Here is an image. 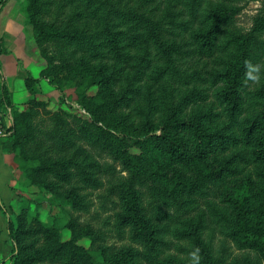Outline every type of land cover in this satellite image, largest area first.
<instances>
[{"label":"trees","instance_id":"trees-1","mask_svg":"<svg viewBox=\"0 0 264 264\" xmlns=\"http://www.w3.org/2000/svg\"><path fill=\"white\" fill-rule=\"evenodd\" d=\"M23 3L36 43L53 47L41 75L86 116L59 109L34 123V98L12 110L14 160L41 191L29 204L47 199L60 216L7 217L6 264H137L138 249L98 246L79 222L88 189L102 188L146 264H264V0L246 30L235 18L246 0ZM248 61L262 66L259 83ZM36 82L28 75L26 88ZM209 220L255 260L213 254ZM174 241L189 247L173 254Z\"/></svg>","mask_w":264,"mask_h":264},{"label":"rangeland","instance_id":"rangeland-1","mask_svg":"<svg viewBox=\"0 0 264 264\" xmlns=\"http://www.w3.org/2000/svg\"><path fill=\"white\" fill-rule=\"evenodd\" d=\"M18 2L20 11H25V4L23 3V0H18ZM260 5L261 0H246V3H244L241 7V11L235 17L236 27L238 26L240 29L244 30L248 29L251 25L252 17L257 13ZM26 27L31 33L30 45L29 42L26 44V46L29 47L26 56V65L30 73L29 76L36 79L37 82L35 84L30 83V87L27 89V99L24 103L18 104L22 105V107L13 106L11 108L10 117L12 116V110L27 111L26 102L30 100V98H34L35 100L44 103V107L37 108L38 114L34 118V123L39 122L40 117H43L46 122V119L50 116L49 113L55 112L59 109L66 110L69 114L71 113L77 117L80 116L84 118L86 116L85 111L78 105L70 102V98L74 99L72 91L69 89L67 90L66 88V91L64 92L66 94H63L49 77L41 75L43 72L42 70H45L50 66L45 54L52 58L54 53L53 47L51 43L38 45L34 40L31 26L26 24ZM55 63H57V60L54 61V64ZM94 91L95 89L90 90L88 91V94L94 93ZM61 97L63 98L64 103H62ZM7 123L9 125V118H7ZM45 126H49V122L46 123ZM42 128L44 127L42 126ZM7 136L8 135H6V137ZM7 138L9 139V137ZM31 147L32 146L29 143L27 145V149ZM11 154L10 168L13 171V178L9 185L14 195L9 201H6V203H2L0 200V222H3L4 232L8 234L7 217H10L14 221L18 217L26 216L28 223H30L32 217L39 212L40 219L47 224H51L55 217L60 216L58 210H56V208L50 209L47 199H44L41 202V206L38 209L35 208V203L29 204L30 202L36 201L35 199L41 191L37 186L28 184L29 181L26 179V175L23 171L24 167L21 166L18 161L14 160V153L11 152ZM88 190L89 191L87 192H90L87 198V201L90 202L89 212H81L79 222L84 224L86 223L98 231L100 236L98 246L106 245L112 248L132 247L138 249L140 256L137 259V264H146L147 262L142 258V251H144L142 245L130 238L126 231L127 229L120 230L121 233H119V231L114 227L115 218L113 215L119 211L116 195L108 197L104 188L98 190ZM145 200H147V198H145ZM199 208H201V206ZM195 211H197V209H195ZM170 214L171 216H175L174 211H170ZM202 237L205 242H209L208 244L213 254L216 256L225 258L226 260H230L235 257L239 259L252 258L255 260L256 255L253 252L238 249L211 220H209L207 228L203 231ZM167 240L170 239L167 238ZM7 242L9 251L6 257L0 260V264L3 260L4 264L7 263L6 260L11 251V242L9 237ZM173 244L174 245L170 249V252L173 254H178L176 248L185 249L189 247V243L183 241H174Z\"/></svg>","mask_w":264,"mask_h":264},{"label":"crops","instance_id":"crops-1","mask_svg":"<svg viewBox=\"0 0 264 264\" xmlns=\"http://www.w3.org/2000/svg\"><path fill=\"white\" fill-rule=\"evenodd\" d=\"M26 27V19L20 11L18 0H8L0 7V80L7 89V99L2 107L9 123L13 106L22 107L28 97L25 79L30 75L26 56L31 40V33ZM28 32V34H27ZM30 33V34H29ZM28 38V41H27ZM10 102V103H8ZM8 125V123H7ZM12 143L5 137L0 139V200L6 203L13 197L10 181L13 171L10 168ZM8 234L4 232L3 222H0V260L8 254Z\"/></svg>","mask_w":264,"mask_h":264},{"label":"clouds","instance_id":"clouds-1","mask_svg":"<svg viewBox=\"0 0 264 264\" xmlns=\"http://www.w3.org/2000/svg\"><path fill=\"white\" fill-rule=\"evenodd\" d=\"M246 72L245 76L247 80H251L259 83L261 80V70L262 66L258 63H252L251 61L246 62Z\"/></svg>","mask_w":264,"mask_h":264},{"label":"built area","instance_id":"built-area-1","mask_svg":"<svg viewBox=\"0 0 264 264\" xmlns=\"http://www.w3.org/2000/svg\"><path fill=\"white\" fill-rule=\"evenodd\" d=\"M7 123H6V115L2 107V93L0 88V139L6 137L7 135Z\"/></svg>","mask_w":264,"mask_h":264}]
</instances>
